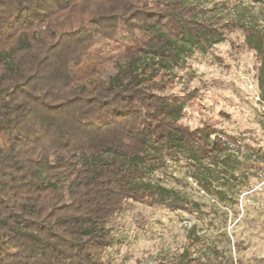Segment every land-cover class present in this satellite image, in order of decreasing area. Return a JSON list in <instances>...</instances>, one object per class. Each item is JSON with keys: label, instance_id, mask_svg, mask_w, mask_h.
Returning a JSON list of instances; mask_svg holds the SVG:
<instances>
[{"label": "trees", "instance_id": "1", "mask_svg": "<svg viewBox=\"0 0 264 264\" xmlns=\"http://www.w3.org/2000/svg\"><path fill=\"white\" fill-rule=\"evenodd\" d=\"M237 30L262 58L264 96V32L215 8L0 0V264H105L109 225L135 204L203 213L151 180L169 162L232 198L241 164L261 151L212 124H183L188 100L170 88L175 66ZM17 89L29 99L10 103ZM158 264L208 263L189 246Z\"/></svg>", "mask_w": 264, "mask_h": 264}, {"label": "rangeland", "instance_id": "2", "mask_svg": "<svg viewBox=\"0 0 264 264\" xmlns=\"http://www.w3.org/2000/svg\"><path fill=\"white\" fill-rule=\"evenodd\" d=\"M184 1L215 8L226 19H238L264 32V4L253 0ZM248 40L246 33L237 30L205 52L196 50L186 64L174 67L177 77L170 92L188 100L183 124L192 128L212 124L259 149L262 158L256 156L241 164L237 175L244 179V186L226 189L232 198L223 202L188 178L183 163L169 162L151 180L177 191L204 212L135 204L109 225L115 238L100 254L105 264H158L181 256L189 246L204 255L208 264H264L263 61ZM6 99L14 104L29 96L17 89ZM194 225H198L195 231ZM195 235L203 242L192 244Z\"/></svg>", "mask_w": 264, "mask_h": 264}]
</instances>
